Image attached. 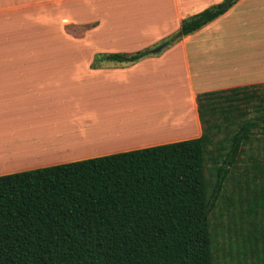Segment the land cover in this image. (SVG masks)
Returning <instances> with one entry per match:
<instances>
[{
    "label": "crops",
    "instance_id": "obj_1",
    "mask_svg": "<svg viewBox=\"0 0 264 264\" xmlns=\"http://www.w3.org/2000/svg\"><path fill=\"white\" fill-rule=\"evenodd\" d=\"M221 1L0 0V175L200 137V94L264 84V0L172 40Z\"/></svg>",
    "mask_w": 264,
    "mask_h": 264
},
{
    "label": "trees",
    "instance_id": "obj_2",
    "mask_svg": "<svg viewBox=\"0 0 264 264\" xmlns=\"http://www.w3.org/2000/svg\"><path fill=\"white\" fill-rule=\"evenodd\" d=\"M237 1L184 19L172 40ZM152 52L104 56L132 63ZM251 88L200 94V137L0 175V264H217L210 215L230 167L264 127L262 103L247 117L254 98L264 102ZM254 250L264 264V247Z\"/></svg>",
    "mask_w": 264,
    "mask_h": 264
},
{
    "label": "rangeland",
    "instance_id": "obj_3",
    "mask_svg": "<svg viewBox=\"0 0 264 264\" xmlns=\"http://www.w3.org/2000/svg\"><path fill=\"white\" fill-rule=\"evenodd\" d=\"M252 91L264 98V84L253 86ZM258 103L264 105L261 97L253 99L247 117L258 114L254 108ZM255 131L239 161L230 167L222 198L210 215L217 264H256L262 250L254 248L264 247V208L257 206L264 201V127ZM211 168L207 175L213 189L216 176Z\"/></svg>",
    "mask_w": 264,
    "mask_h": 264
},
{
    "label": "water",
    "instance_id": "obj_4",
    "mask_svg": "<svg viewBox=\"0 0 264 264\" xmlns=\"http://www.w3.org/2000/svg\"><path fill=\"white\" fill-rule=\"evenodd\" d=\"M171 44L170 40H166L164 43H162L161 45H159L158 47H156L154 49V52H160L162 51L164 48H166L167 46H169Z\"/></svg>",
    "mask_w": 264,
    "mask_h": 264
},
{
    "label": "bare ground",
    "instance_id": "obj_5",
    "mask_svg": "<svg viewBox=\"0 0 264 264\" xmlns=\"http://www.w3.org/2000/svg\"><path fill=\"white\" fill-rule=\"evenodd\" d=\"M158 103H160V102H158ZM162 103H164V102H162ZM165 104V103H164ZM163 105V104H162ZM143 107V106H142ZM168 107V106H167ZM170 108V107H169ZM174 110H175V108H174ZM94 111V110H93ZM95 112V111H94ZM97 112V111H96ZM176 112H177V110H176ZM106 113V112H105ZM171 113H173V110H171ZM107 114V113H106ZM102 115H103V112H102ZM69 122V121H68ZM73 123V122H72ZM124 128V130H126V129H128L129 127L128 126H124L123 127ZM129 130H131V129H129ZM123 134V133H122ZM127 134V133H126Z\"/></svg>",
    "mask_w": 264,
    "mask_h": 264
}]
</instances>
